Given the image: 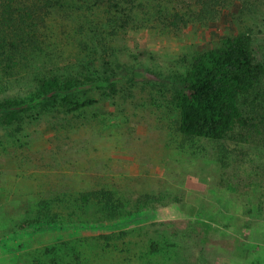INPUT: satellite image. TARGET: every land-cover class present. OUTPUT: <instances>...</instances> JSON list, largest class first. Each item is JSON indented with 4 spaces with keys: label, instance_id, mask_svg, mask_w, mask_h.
<instances>
[{
    "label": "rangeland",
    "instance_id": "obj_1",
    "mask_svg": "<svg viewBox=\"0 0 264 264\" xmlns=\"http://www.w3.org/2000/svg\"><path fill=\"white\" fill-rule=\"evenodd\" d=\"M140 1L135 18L146 19L147 2V27L120 25L121 12L95 0L54 9L50 49L63 67L90 53L89 36H105L136 79L124 72L119 92H98L65 126L53 114L22 130L0 121V264H60L61 246L65 264H264V142L240 130L185 141L171 104L193 56L219 41L209 22L225 12L263 59L264 0H225L216 13L205 0ZM175 12L186 20L172 25ZM10 81L0 78V99L33 84ZM95 191L103 202L81 201ZM50 207L52 229L21 227Z\"/></svg>",
    "mask_w": 264,
    "mask_h": 264
},
{
    "label": "trees",
    "instance_id": "obj_2",
    "mask_svg": "<svg viewBox=\"0 0 264 264\" xmlns=\"http://www.w3.org/2000/svg\"><path fill=\"white\" fill-rule=\"evenodd\" d=\"M65 1L0 0V78L11 82L26 77L33 82L25 95L0 99V121L5 125L22 130L30 121L47 114L61 118L63 126L68 125L84 118V109L97 101L98 92H119L124 72L136 79L135 71L114 57L116 48L104 40L105 36L99 39L89 36L82 46L85 50L92 48L90 53L82 55L81 49L63 67L50 46L54 37L51 16ZM95 2L120 11L118 19L122 26L133 23L136 27H147V2L143 5L146 19L135 18L143 4L140 0ZM224 2L205 0V5L216 13ZM185 20L182 13L175 12L170 21L178 25ZM209 24L211 32L219 35V41L210 42L195 54L187 70L177 78L171 104L178 109V132L185 141L194 138L221 141L240 130L246 137L264 142V47L263 59L257 58L251 35L232 27V12H225L222 21L211 20ZM223 25L230 32H223ZM98 28L103 33L104 27ZM34 67L44 69L37 72ZM179 147L182 152L187 145ZM103 196L108 195L103 192ZM52 199L56 202V197ZM93 200L104 201L100 191L82 193L84 203ZM55 215H59L58 210L50 207L24 220L21 227L30 232L52 229L57 221ZM53 248L55 258L60 259L58 263L65 264L60 253L66 247Z\"/></svg>",
    "mask_w": 264,
    "mask_h": 264
}]
</instances>
